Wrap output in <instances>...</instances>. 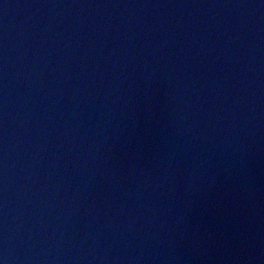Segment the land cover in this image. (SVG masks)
<instances>
[{"label":"water","instance_id":"obj_1","mask_svg":"<svg viewBox=\"0 0 264 264\" xmlns=\"http://www.w3.org/2000/svg\"><path fill=\"white\" fill-rule=\"evenodd\" d=\"M0 264H264V0H0Z\"/></svg>","mask_w":264,"mask_h":264}]
</instances>
